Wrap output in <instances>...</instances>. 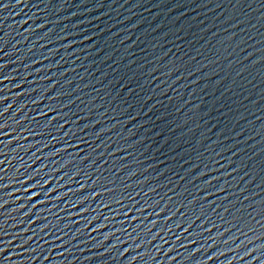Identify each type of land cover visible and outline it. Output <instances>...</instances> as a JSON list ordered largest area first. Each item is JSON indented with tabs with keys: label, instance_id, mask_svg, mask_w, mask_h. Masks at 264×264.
I'll list each match as a JSON object with an SVG mask.
<instances>
[{
	"label": "water",
	"instance_id": "obj_1",
	"mask_svg": "<svg viewBox=\"0 0 264 264\" xmlns=\"http://www.w3.org/2000/svg\"><path fill=\"white\" fill-rule=\"evenodd\" d=\"M0 264H264V0H0Z\"/></svg>",
	"mask_w": 264,
	"mask_h": 264
}]
</instances>
